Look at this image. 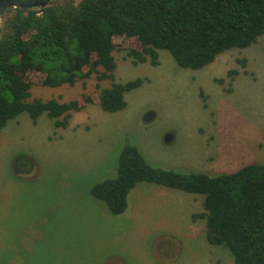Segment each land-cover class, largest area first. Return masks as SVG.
I'll return each mask as SVG.
<instances>
[{"label": "rangeland", "instance_id": "obj_1", "mask_svg": "<svg viewBox=\"0 0 264 264\" xmlns=\"http://www.w3.org/2000/svg\"><path fill=\"white\" fill-rule=\"evenodd\" d=\"M10 15H0V26ZM113 42L115 82L142 80L122 111L100 109L97 95L110 82L96 74L48 88L29 73V101L82 108L64 127L55 124L63 116L32 123L23 112L0 131V264H233L207 241L205 219L193 218L204 212L203 195L140 182L113 215L90 191L116 177L127 145L150 165L182 173L264 162V35L199 70L179 67L164 50L156 65L134 63L136 41Z\"/></svg>", "mask_w": 264, "mask_h": 264}, {"label": "trees", "instance_id": "obj_2", "mask_svg": "<svg viewBox=\"0 0 264 264\" xmlns=\"http://www.w3.org/2000/svg\"><path fill=\"white\" fill-rule=\"evenodd\" d=\"M0 26V131L25 112L32 123L45 114L79 111L77 101L30 99L29 73L43 87L73 86L96 74L109 86L97 101L107 113L126 107L125 94L141 79L117 83L112 52L115 39L136 41L134 63L157 64L159 50L185 69L199 70L234 48L245 49L264 35V0H50L43 7L8 8ZM5 11V12H6ZM241 66L244 59L240 60ZM145 182L203 195L206 239L226 249L233 264H264V162L228 173H182L150 165L133 145L123 148L116 177L97 184L91 195L113 215L122 213L135 184Z\"/></svg>", "mask_w": 264, "mask_h": 264}, {"label": "water", "instance_id": "obj_3", "mask_svg": "<svg viewBox=\"0 0 264 264\" xmlns=\"http://www.w3.org/2000/svg\"><path fill=\"white\" fill-rule=\"evenodd\" d=\"M50 0H0V15H2L8 8L20 7L24 9H31L36 7L45 6ZM153 117V113L148 112L145 114L143 120L149 122ZM170 136H167L164 140L168 143Z\"/></svg>", "mask_w": 264, "mask_h": 264}]
</instances>
